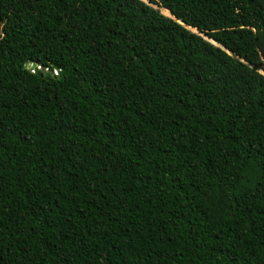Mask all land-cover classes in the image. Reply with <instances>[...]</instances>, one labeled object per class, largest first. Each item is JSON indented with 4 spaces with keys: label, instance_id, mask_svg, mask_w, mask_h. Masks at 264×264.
I'll return each instance as SVG.
<instances>
[{
    "label": "trees",
    "instance_id": "1",
    "mask_svg": "<svg viewBox=\"0 0 264 264\" xmlns=\"http://www.w3.org/2000/svg\"><path fill=\"white\" fill-rule=\"evenodd\" d=\"M150 1L0 0V264H264V0Z\"/></svg>",
    "mask_w": 264,
    "mask_h": 264
},
{
    "label": "rangeland",
    "instance_id": "2",
    "mask_svg": "<svg viewBox=\"0 0 264 264\" xmlns=\"http://www.w3.org/2000/svg\"><path fill=\"white\" fill-rule=\"evenodd\" d=\"M142 1H144L145 3L151 5L152 7L158 9L161 13H163L162 7H160V6H158L157 4L151 2L150 0H142ZM163 14H164V13H163ZM164 15H165V14H164ZM166 16H167V15H166ZM189 29H190V28H189ZM190 30H191V29H190ZM191 31H192V32H195V33H197V34H199L200 36H202L203 38L209 40L210 42H211V41H214V40H212L211 38H209L207 35H205L204 33L200 32V31L197 30V29H196V30H191ZM212 43H213V42H212ZM213 44H214V43H213ZM214 45H216V44H214ZM216 46H219V47L223 48L221 45H216ZM225 50H226V49H225ZM258 70H259V72H260L261 74L264 75V67H263V68L260 67Z\"/></svg>",
    "mask_w": 264,
    "mask_h": 264
},
{
    "label": "water",
    "instance_id": "3",
    "mask_svg": "<svg viewBox=\"0 0 264 264\" xmlns=\"http://www.w3.org/2000/svg\"><path fill=\"white\" fill-rule=\"evenodd\" d=\"M149 5V4H148ZM170 17V16H169ZM173 19H175V17H173ZM178 21V20H177ZM179 23H181V24H183L182 22H180V21H178ZM184 25V24H183ZM185 27L186 28H188L189 29V26H186L185 25ZM190 30V29H189ZM191 31V30H190ZM195 33V32H194ZM197 34V33H196ZM199 35V34H198ZM202 37V36H201ZM205 39V38H204ZM207 40V39H206ZM209 41V40H208ZM212 43V42H211ZM222 49H224V48H222ZM225 50V49H224ZM227 53H229L230 54V51L229 50H225ZM241 61H243V62H245L243 59H240ZM27 66L28 67H30V66H32V62H27ZM39 68L41 69L42 67L41 66H39ZM256 68H258V67H256V66H254L253 67V69H256ZM51 72H54V71H51Z\"/></svg>",
    "mask_w": 264,
    "mask_h": 264
}]
</instances>
